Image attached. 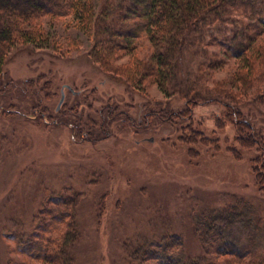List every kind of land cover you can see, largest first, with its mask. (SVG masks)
I'll return each instance as SVG.
<instances>
[{"label": "rangeland", "instance_id": "obj_1", "mask_svg": "<svg viewBox=\"0 0 264 264\" xmlns=\"http://www.w3.org/2000/svg\"><path fill=\"white\" fill-rule=\"evenodd\" d=\"M102 1L93 0L97 12ZM41 23L47 47L18 46L2 72L7 77L0 93V264L31 260L15 238L34 231L30 224L42 199L58 193L80 196L76 264H123L125 243L166 228L182 238L185 256L196 257L204 210L245 200L255 205L253 218L252 207L238 209L228 233L240 248L254 252L248 259L263 256L264 190L256 185L252 163L260 151L241 148L233 127L217 129L215 118L223 109L198 106L193 134L180 135V127L191 122L163 112L185 108L179 94L168 96L150 80L132 86L124 76L136 64L129 56L107 58V68L95 61L93 40L74 16ZM141 42L139 59L148 60L151 49ZM196 48L184 62L198 88L229 87L238 68L234 59L211 48L223 58L211 68L201 64L207 57L194 54ZM244 110L264 135V108L249 104Z\"/></svg>", "mask_w": 264, "mask_h": 264}, {"label": "trees", "instance_id": "obj_2", "mask_svg": "<svg viewBox=\"0 0 264 264\" xmlns=\"http://www.w3.org/2000/svg\"><path fill=\"white\" fill-rule=\"evenodd\" d=\"M68 15L74 16L85 35L93 40L95 61L107 68V58L129 56L136 64L128 67L124 76L132 86H144L150 80L166 95L179 94L185 99L183 110L163 111L170 117L191 122L198 106L219 105L223 111L215 118L217 129L233 127L241 148L260 151L252 163L256 185L264 190V135L244 112L249 104L264 108V0H122L113 5L103 0L98 12L93 0H0V93L10 53L20 45L47 47L42 19ZM134 18L138 21L131 27L129 21ZM141 41L151 49L148 60L139 59ZM70 43L76 44L72 39ZM196 47L199 50L194 54L207 57L200 60L201 64L211 68L223 62L217 52L221 48L234 59L238 68L225 90H201L190 78L186 68L189 62L185 64L184 56ZM211 48L217 51L213 54ZM199 77L204 79L203 73ZM193 129L191 122L186 128L180 127V135L185 130L193 134ZM250 202L236 201L221 210H204L208 213L206 222L202 220L196 228L201 249L196 257L185 256L182 238L166 228L159 235L131 238V243L124 245L122 263L264 264V255L248 259L254 252L240 248L228 233L238 220V209L252 207L253 218L255 205ZM79 206L77 193H58L42 199L30 224V232L34 231L26 235L23 231L15 238L18 247L24 246L31 253V260L24 264H76L74 246L82 236ZM245 226L252 228L250 224ZM257 227L258 224V231Z\"/></svg>", "mask_w": 264, "mask_h": 264}, {"label": "water", "instance_id": "obj_3", "mask_svg": "<svg viewBox=\"0 0 264 264\" xmlns=\"http://www.w3.org/2000/svg\"><path fill=\"white\" fill-rule=\"evenodd\" d=\"M66 88L69 89V90H72V88H70L69 86H66ZM65 96H66V94H65V88H64V89L62 90L61 100H60V102H59V104H58V109H60L61 105L64 103V101H65ZM151 141H152V140H151Z\"/></svg>", "mask_w": 264, "mask_h": 264}]
</instances>
